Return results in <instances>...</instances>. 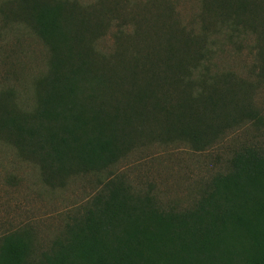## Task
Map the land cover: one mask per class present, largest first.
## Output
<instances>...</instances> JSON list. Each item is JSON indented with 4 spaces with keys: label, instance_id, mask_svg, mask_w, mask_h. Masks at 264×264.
Listing matches in <instances>:
<instances>
[{
    "label": "trees",
    "instance_id": "16d2710c",
    "mask_svg": "<svg viewBox=\"0 0 264 264\" xmlns=\"http://www.w3.org/2000/svg\"><path fill=\"white\" fill-rule=\"evenodd\" d=\"M204 3L232 32L247 29L264 44V0ZM86 10L76 1H31V21L53 52L51 70L32 113L0 108V136L57 176L117 163L132 149V126L146 121L148 109L165 114L168 137L206 144L201 125L218 130L203 119L217 113L221 100L213 90L196 92V74L209 61L199 44L163 28L159 58L153 52L142 59L104 55L94 43L107 24L100 19L92 25ZM141 72L145 85L138 83ZM30 250L23 235H7L0 264H26ZM40 264H264V152H237L230 172L215 177L212 191L184 213L162 211L150 193L135 192L122 178L111 180Z\"/></svg>",
    "mask_w": 264,
    "mask_h": 264
},
{
    "label": "rangeland",
    "instance_id": "374dc122",
    "mask_svg": "<svg viewBox=\"0 0 264 264\" xmlns=\"http://www.w3.org/2000/svg\"><path fill=\"white\" fill-rule=\"evenodd\" d=\"M31 1L0 0V108L27 114L37 107L39 84L49 75L53 56L31 21ZM69 1L89 9L92 25L105 20L107 31L94 43L104 55L142 59L153 52L159 58L167 28L179 32L182 42L193 38L209 60L196 74V92L213 90L221 100L217 113L203 122L218 131L201 125L207 143L194 146L168 137L165 114L148 109L146 121L132 126V149L117 163L61 176L0 136V247L7 235H23L31 248L26 264H40L42 254L111 180L122 178L135 192L150 193L162 211L184 213L212 191L215 177L230 172L237 152L247 147L264 152V59L259 58L264 44L249 30L232 32L204 0ZM146 80L141 72L138 83ZM157 97L163 98L161 91Z\"/></svg>",
    "mask_w": 264,
    "mask_h": 264
}]
</instances>
